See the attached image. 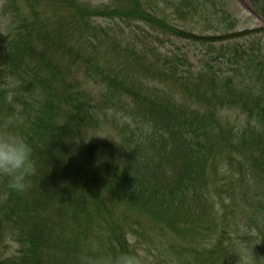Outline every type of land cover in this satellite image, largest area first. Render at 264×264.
Wrapping results in <instances>:
<instances>
[{"label":"trees","instance_id":"obj_1","mask_svg":"<svg viewBox=\"0 0 264 264\" xmlns=\"http://www.w3.org/2000/svg\"><path fill=\"white\" fill-rule=\"evenodd\" d=\"M7 1L23 26L0 40V130L31 145L35 174L21 193L0 177V264H96L121 253L148 264L141 240H159L148 221L161 238L158 264H236L242 248L264 264V43L243 52L222 43L230 15L205 0ZM102 17L208 46L230 67L202 60L196 71L186 58L140 54L94 23ZM189 19L201 33V21L216 22L217 35L190 31ZM89 74L131 101L135 125L115 121L122 142L98 136L110 115L84 88ZM227 202L241 220L230 234L222 216L219 234Z\"/></svg>","mask_w":264,"mask_h":264},{"label":"rangeland","instance_id":"obj_2","mask_svg":"<svg viewBox=\"0 0 264 264\" xmlns=\"http://www.w3.org/2000/svg\"><path fill=\"white\" fill-rule=\"evenodd\" d=\"M94 6L103 5L108 3L110 0H88ZM208 4L214 7L217 11H225L230 15L231 24H225L226 29L223 31L226 40L222 43L231 46V48L239 49V51L243 52L244 49L249 47L257 46L260 43H264V21L261 14V7L264 6V0H258V4H254L250 0H205ZM19 9V5L17 6ZM22 10H24L29 18L30 10L29 8L25 10L23 6H21ZM47 16H50L47 13ZM40 17H44V13H40ZM22 16L20 11H16L13 5L8 4L7 0H0V40L12 35L20 26H23ZM175 24L182 25L183 20L177 19L175 16L173 18ZM95 24L100 25L102 28L107 29L111 36L114 34L117 35L118 38L122 41L123 47H129L130 49H136L140 54L141 51L151 58H158L162 61L168 60L171 61L177 57L186 58L188 63L191 66H195V70L199 69V65L202 60H207L210 62V65L213 66L215 70L226 71L229 69L230 62H226L223 60L216 61L215 59L210 58L212 55L208 54L209 48L208 46L201 45L200 43L193 42L191 40H182L176 37H172L169 34H157L155 30H151L150 26L144 24L143 22H122L119 19H111V18H98L94 20ZM193 23L190 19L185 23L187 29L190 31H195L197 28H194ZM217 26L216 22L210 23L209 21H201V29H203L202 33L206 35H217V30L214 27ZM240 31H253L252 34H249L245 37H237V32ZM197 33L202 34L200 31ZM220 35V34H218ZM221 44L220 42H216ZM240 52V53H241ZM205 64V62H204ZM179 66L183 67V63L179 62ZM124 68V66H122ZM93 75L89 74L87 77L82 78L84 82V88L93 95L98 103H101L102 106L100 108L105 111L109 116V121L101 126L99 129L98 136H103L101 139H105L107 136H112L115 138L117 142H122L123 136L119 134L117 125L115 121L117 120L118 124L122 123L120 127H123L125 123H131V127L133 124V120L128 117L125 113L126 102H131L130 100L123 98V101L120 102L117 99L111 97L110 88L107 85H99L95 83L97 81V77H92ZM158 85H156L157 87ZM153 88V87H152ZM157 88H161L159 85ZM114 92V90H112ZM7 109L3 110V115L7 114ZM103 114L99 116V118L103 117ZM235 116V115H234ZM233 116V118H234ZM104 119L101 120L102 123ZM120 132L123 133L124 137L129 133V128L126 130L120 129ZM106 135V136H105ZM220 214V223L219 226V234L223 229V218L226 219L225 229L228 233H233V228L231 223H239L241 220V213L234 206L231 207L227 202V205L221 211ZM153 225L148 221L145 230L151 228L152 230L149 233L156 232V238L159 240H155L156 242L151 244H143V240H141L140 248H142V253L144 258L147 259L148 264H158L162 261V255L160 251L155 247H162L159 238V230L153 229ZM153 233V236H154ZM165 240V248L170 244H173L176 239L174 237L166 238ZM163 240V241H164ZM224 243H226L224 241ZM164 248V246H163Z\"/></svg>","mask_w":264,"mask_h":264},{"label":"clouds","instance_id":"obj_3","mask_svg":"<svg viewBox=\"0 0 264 264\" xmlns=\"http://www.w3.org/2000/svg\"><path fill=\"white\" fill-rule=\"evenodd\" d=\"M150 123L141 125V133L151 134ZM35 174L33 149L24 137L8 130L7 124L0 130V177L7 178V187L17 193L27 190L29 178ZM236 264H254L253 252L248 254L247 248L233 252ZM96 264H140L137 255L121 253L107 255L96 261Z\"/></svg>","mask_w":264,"mask_h":264}]
</instances>
